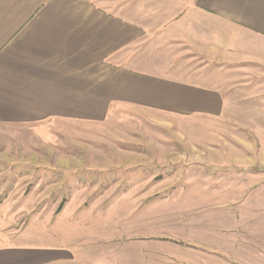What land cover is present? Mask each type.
I'll return each instance as SVG.
<instances>
[{
	"label": "crops",
	"instance_id": "1",
	"mask_svg": "<svg viewBox=\"0 0 264 264\" xmlns=\"http://www.w3.org/2000/svg\"><path fill=\"white\" fill-rule=\"evenodd\" d=\"M109 124L154 138L79 145L104 168L74 191L96 200L79 208L115 194L178 198L193 184L202 198L184 207L198 221L176 215L170 226H199L201 239L170 235L180 260L264 264V0H0V132L19 139L9 150L32 151L21 136L34 128L65 135ZM143 166H169L165 185L142 170L137 186H125V168ZM58 252L44 257H73ZM23 258L0 250V264Z\"/></svg>",
	"mask_w": 264,
	"mask_h": 264
},
{
	"label": "rangeland",
	"instance_id": "2",
	"mask_svg": "<svg viewBox=\"0 0 264 264\" xmlns=\"http://www.w3.org/2000/svg\"><path fill=\"white\" fill-rule=\"evenodd\" d=\"M144 133H131L122 124H109L99 130L90 126L70 127L65 135L57 129L42 133L41 129L34 128L32 138L21 136L33 150L12 151L10 144H16L19 139L5 134L4 130L0 132V218L6 225H13L0 226V250L23 252L24 256L31 257L18 259L17 264H186L171 248L170 235L180 236L182 240L201 239V228L170 226V223L177 221L172 219L176 215L181 223L196 220V210L187 208L186 212L184 207L193 198H202L191 191L193 184L178 198L173 192L158 199H121L115 194L100 207L79 208L83 203L87 205L96 200L73 195L76 190L92 186L97 174L104 170L93 167L90 151L86 156L79 145L110 143L124 146V142L153 140L152 132L144 130ZM171 137L169 129L162 130V142L170 141ZM142 170L147 171V175H156L152 180L164 186L165 183L159 182L168 177L170 167L125 168V176L129 173L130 178L125 186H137L135 181L145 174ZM167 190L162 189L161 194ZM69 201L73 202L71 210L65 214ZM77 208L79 211L74 219ZM208 217L213 221L216 214L210 210ZM59 218L66 219L59 225ZM49 222L52 226L46 225ZM179 245L182 252L187 250V244L180 242ZM60 250H65L67 257L68 253L73 257L60 261L45 258L49 254L62 255ZM189 262L207 264L200 257Z\"/></svg>",
	"mask_w": 264,
	"mask_h": 264
}]
</instances>
